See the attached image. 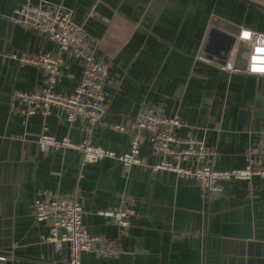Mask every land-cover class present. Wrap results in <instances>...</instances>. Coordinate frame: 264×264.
<instances>
[{
    "label": "crops",
    "instance_id": "crops-1",
    "mask_svg": "<svg viewBox=\"0 0 264 264\" xmlns=\"http://www.w3.org/2000/svg\"><path fill=\"white\" fill-rule=\"evenodd\" d=\"M30 1L69 8L96 41L97 57L107 62L113 83L104 87L101 123L90 129L81 120L67 123L57 108L30 116L10 110L15 90L40 86L45 79L43 69L19 56L58 48L13 19L14 8L25 0H0V264L69 260L68 246L59 254L43 240L47 225L35 220L33 202L46 191L77 193L82 225L98 238L93 250L81 252V264H264V178L223 180L219 192L206 193L193 177L153 170L162 156L135 126L144 104H158L183 121L179 136L199 137L213 151V168L244 167L252 148L255 160L264 163L259 149L264 74L244 70L250 45L234 39L226 53L228 39L219 34L205 45L212 28L234 37L243 28L264 32V5L254 0ZM63 58L55 90L67 96L82 66L76 58ZM211 60H233L237 71ZM43 126L73 142L88 136L118 155L129 150L136 134L141 163L125 166L104 157L83 164L73 148L43 151L36 142ZM123 200L132 209L126 228L99 213Z\"/></svg>",
    "mask_w": 264,
    "mask_h": 264
},
{
    "label": "built area",
    "instance_id": "built-area-1",
    "mask_svg": "<svg viewBox=\"0 0 264 264\" xmlns=\"http://www.w3.org/2000/svg\"><path fill=\"white\" fill-rule=\"evenodd\" d=\"M13 12L16 22L42 33L56 44L58 52L22 53L19 56L22 62L43 69L45 79L40 86L15 90L11 94L10 110H18L23 116H30L47 115L53 108H57L67 123L81 120L89 129L101 123L106 109L104 87L113 82L107 62L97 57L96 41L81 24L74 21L72 11L61 4H33L30 0H25ZM235 39L250 45L244 70L251 74H264V32L243 28L235 35ZM63 54L78 59L82 66L81 77L67 96H62L55 90L61 66L65 62ZM211 61L223 69L237 71L233 60H225L221 64ZM135 126L147 135L153 151L162 156L160 161L152 165L153 170H168L179 176L193 177L206 193L219 192L223 180H250L253 176L264 178V163L255 160V148H252L248 163L242 168H213V151L199 137L179 136L178 130L184 127L183 121L176 115L166 114L158 104H144L136 117ZM113 128L123 132L127 130L122 124H114ZM259 137L262 145L259 147L260 153L264 154V129L260 131ZM36 142L43 151L76 149L82 154L83 164L104 157L115 158L125 166L141 163L136 134L131 136L129 150L120 155L93 144L88 136L80 142H73L68 136L57 138L47 132L46 126L38 134ZM192 162L193 166L187 165ZM123 201L120 206L107 208L99 213L111 216L117 225L126 228L132 209ZM33 211L36 222L47 225L43 240L52 242L59 254L63 252L65 245L69 249L67 262L37 261L36 264H81V252L93 250V244L98 238L88 234L82 225L84 211L76 192L66 195L43 192L35 198ZM107 247L109 249L110 246ZM102 251L103 249L96 250L98 253Z\"/></svg>",
    "mask_w": 264,
    "mask_h": 264
},
{
    "label": "water",
    "instance_id": "water-1",
    "mask_svg": "<svg viewBox=\"0 0 264 264\" xmlns=\"http://www.w3.org/2000/svg\"><path fill=\"white\" fill-rule=\"evenodd\" d=\"M254 1H256V2H258L259 4H261V5H264V0H262V1H259V0H254ZM221 35L223 38H227L228 39V43H229V45L227 46V49H226V53L229 51V49H230V46H231V43H232V41H234V39H235V37L234 36H232V35H229V34H227V33H225V32H222V31H220V30H217L216 28H212L211 30H210V32H209V34H208V37H207V42L205 43V45H206V49H207V46H209V44H210V40H211V37L213 36V35Z\"/></svg>",
    "mask_w": 264,
    "mask_h": 264
}]
</instances>
